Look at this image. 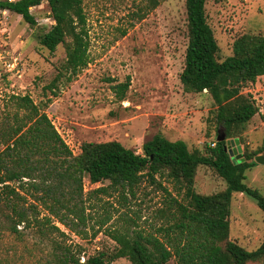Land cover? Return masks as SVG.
Listing matches in <instances>:
<instances>
[{"label":"rangeland","instance_id":"1","mask_svg":"<svg viewBox=\"0 0 264 264\" xmlns=\"http://www.w3.org/2000/svg\"><path fill=\"white\" fill-rule=\"evenodd\" d=\"M81 1L89 61L71 82L64 70L66 45L71 40L65 38V44L52 53L39 44L40 37L54 25L47 3L31 8L34 26L0 11V151L10 128L32 123L26 121L28 112L20 105L24 97L46 114L73 156L80 154L83 143L107 142H118L141 155L142 145L155 135L170 142L182 141L189 151L203 155L209 152L207 148L213 149L210 145L216 143L218 132H224L215 120L216 106L207 92L186 93L180 82L188 43L185 0H156L155 6L151 0ZM205 14L219 62L232 55L233 42L239 37L264 38V0H206ZM59 74L58 89L46 88ZM127 79L130 85L120 101L113 88ZM242 94L250 97L258 113L239 137L226 140H238V146L232 148L239 147L237 153L244 158L247 153H259L264 143V77ZM245 175L246 185L264 197V164ZM22 182L24 189L19 192L25 200L20 205L34 207L32 219H50L60 232L50 225L45 230L31 223L29 227L20 225L19 234L12 235L6 219L10 210L7 202L1 203L0 264H54V255H59L54 249L56 241L69 246L80 262L99 253L109 258L117 248L114 236L118 234L140 232L160 237L158 229L173 222L168 213L170 199L182 200V193L165 172L155 176V183L144 175L131 191L111 188L109 182L91 184L85 178L82 194L64 192L63 206L54 208V216L49 211L54 207L51 197L31 189L27 179ZM12 186L19 189L18 182ZM101 188L104 191L97 192ZM224 189L225 183L212 170L197 168L196 193L212 195ZM80 217L83 220L78 223ZM58 220L68 226L76 222L74 230ZM228 221L229 241L248 252L263 248L264 213L253 199L234 194ZM112 264L128 262L119 259ZM248 264H264V255Z\"/></svg>","mask_w":264,"mask_h":264},{"label":"trees","instance_id":"2","mask_svg":"<svg viewBox=\"0 0 264 264\" xmlns=\"http://www.w3.org/2000/svg\"><path fill=\"white\" fill-rule=\"evenodd\" d=\"M43 1L49 7L54 25L40 37L39 44L52 53L57 46L65 44V38L71 40L66 45L64 67L67 81L71 82L89 61L82 1L0 0V11L20 16L26 24L34 26L30 10ZM155 1L151 0L154 6ZM205 3L206 0H185L188 43L180 82L186 93L209 94L216 106L217 125L224 129L226 139H236L258 113L242 90L264 77V38L239 37L233 42L232 55L219 62L218 46L206 20ZM60 75L46 88L57 90ZM129 85L127 79L113 88L120 101L124 100ZM20 105L28 112L26 121L32 123L10 128L0 151V204L7 202L10 215L6 219L12 235L19 234L20 225L29 227L31 223L45 230L50 225L60 232L51 225L50 219L39 220L35 216L32 219L30 214L35 213L34 207L20 205L25 200L19 192L24 189V179L29 181L31 189L51 197L54 207L49 211L54 216V208L63 206L64 192L68 196L82 194L85 178L91 184L109 182L111 188L131 191L144 175L155 183V176L165 172L166 178L182 193L181 201L170 199L168 213L173 222L158 229L160 237L140 232L121 233L114 236L117 248L109 258L99 253L84 262H80L69 246L56 241L54 249L59 255H54V264H112L119 259H126L128 264H169L171 260L175 264H248L264 255L263 248L248 252L228 239V218L234 194L253 199L264 213V197L245 183V172L257 165L256 156L260 153L264 157V143L259 153H247L242 163L235 164L224 151L225 142H216L215 147L207 148L209 152L203 155L197 150L189 151L182 141L170 142L161 135L144 143L141 155L118 142H107L83 143L80 154L73 156L45 113L39 112L28 97L22 98ZM200 166L222 179L225 189L212 195L196 193L194 178ZM16 182L19 189L12 186ZM103 191L104 188L97 190ZM78 219V223L83 220ZM58 222L70 231L76 225V222L69 226L63 220Z\"/></svg>","mask_w":264,"mask_h":264},{"label":"water","instance_id":"3","mask_svg":"<svg viewBox=\"0 0 264 264\" xmlns=\"http://www.w3.org/2000/svg\"><path fill=\"white\" fill-rule=\"evenodd\" d=\"M216 142L217 143H221V142H225V147H224V151L227 152V154L230 156L232 163L235 164L236 162L238 163H242L244 160L242 158V155L237 152H239V147L238 150H234L232 148L233 145H237L238 146V140H234V141H227L226 140V134L224 132H218L217 136H216ZM255 162L256 164H264V158L261 156H257L255 158ZM264 248V246H263Z\"/></svg>","mask_w":264,"mask_h":264},{"label":"built area","instance_id":"4","mask_svg":"<svg viewBox=\"0 0 264 264\" xmlns=\"http://www.w3.org/2000/svg\"><path fill=\"white\" fill-rule=\"evenodd\" d=\"M210 147H211V148H214V147H215V143H212V144L210 145Z\"/></svg>","mask_w":264,"mask_h":264}]
</instances>
